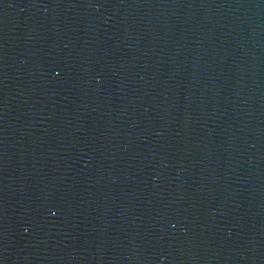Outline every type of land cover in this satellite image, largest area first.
<instances>
[{
	"label": "water",
	"instance_id": "obj_1",
	"mask_svg": "<svg viewBox=\"0 0 264 264\" xmlns=\"http://www.w3.org/2000/svg\"><path fill=\"white\" fill-rule=\"evenodd\" d=\"M0 264H264V0H0Z\"/></svg>",
	"mask_w": 264,
	"mask_h": 264
}]
</instances>
